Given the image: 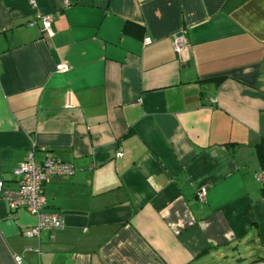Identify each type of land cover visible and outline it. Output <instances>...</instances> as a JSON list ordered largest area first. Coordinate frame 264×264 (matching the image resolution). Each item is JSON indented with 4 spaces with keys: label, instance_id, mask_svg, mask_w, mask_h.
I'll return each mask as SVG.
<instances>
[{
    "label": "crops",
    "instance_id": "0c3cea01",
    "mask_svg": "<svg viewBox=\"0 0 264 264\" xmlns=\"http://www.w3.org/2000/svg\"><path fill=\"white\" fill-rule=\"evenodd\" d=\"M35 1L51 36L0 0V180L29 150L74 170L52 232L0 201V264H264V0Z\"/></svg>",
    "mask_w": 264,
    "mask_h": 264
},
{
    "label": "built area",
    "instance_id": "2783aa9c",
    "mask_svg": "<svg viewBox=\"0 0 264 264\" xmlns=\"http://www.w3.org/2000/svg\"><path fill=\"white\" fill-rule=\"evenodd\" d=\"M31 8L34 9V17L27 22L32 26L37 21L40 22L41 30L47 36L52 35L51 22L53 14L40 13L36 8L35 0H28ZM185 30L174 34L172 46L175 53L181 58L187 54L188 45L185 39ZM150 37H144L143 43L149 44ZM56 69L65 72L67 67L59 64ZM68 106H71L68 103ZM33 150H29L26 158L20 162L14 169L13 173L17 176V185L15 188H5L4 183L0 180V201H5L12 212L18 209H25L36 218L35 223L25 230V234L32 237H39L42 231H54L63 227L64 218L58 213H44L42 209L46 204L43 193V187L46 182L54 177H69L73 173V165L63 161L53 155H48L41 161L34 158ZM121 156V153H118ZM257 179L264 184V171L259 170L256 174ZM206 187H200L196 192V199L205 202ZM2 216L0 215V220ZM16 264L22 263L20 256L14 255Z\"/></svg>",
    "mask_w": 264,
    "mask_h": 264
},
{
    "label": "trees",
    "instance_id": "16d2710c",
    "mask_svg": "<svg viewBox=\"0 0 264 264\" xmlns=\"http://www.w3.org/2000/svg\"><path fill=\"white\" fill-rule=\"evenodd\" d=\"M126 28L129 26V24H126ZM223 79V77L217 78L216 81L219 82ZM258 162H259V168L261 171H264V137H261L259 141L254 146ZM58 158V157H57ZM264 186V185H262Z\"/></svg>",
    "mask_w": 264,
    "mask_h": 264
}]
</instances>
